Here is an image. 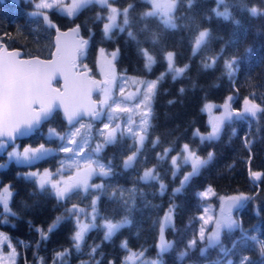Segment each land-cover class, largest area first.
Returning <instances> with one entry per match:
<instances>
[{
  "label": "trees",
  "instance_id": "1",
  "mask_svg": "<svg viewBox=\"0 0 264 264\" xmlns=\"http://www.w3.org/2000/svg\"><path fill=\"white\" fill-rule=\"evenodd\" d=\"M108 4L120 13L127 8L129 18L123 32L112 29L111 38L103 31L110 11L108 6L92 3L72 17L56 9L42 12L59 29L79 25L81 35L89 42L79 64L90 68L93 75L96 76L95 65L101 49L116 54L112 59L116 72L148 79H158L163 74L151 102V127L131 167L125 169L123 163L134 151V143L128 136L118 135L116 142L106 144L98 155L106 165L111 164L114 173L93 178L92 183L102 184L103 189L73 190L63 200L57 199L47 187L41 190L35 179L24 175L30 168H54L58 164L57 155H48L32 165H21L7 162L5 154H0V165H3L0 187L9 186L8 205L10 213L16 214H4L0 207V229L14 242L17 264H127L125 261L131 252L142 253L143 260L158 261V264H228V261L240 264L241 257H248L252 264H264L258 245L249 242L245 247L237 243L233 248L241 240L240 229L231 233L221 231V244L229 250L227 256L219 245L207 248L202 255L207 239L203 242L197 239L196 247L188 248V242L198 238L199 215L204 203L198 193L207 186L222 197H248L245 207L232 213L244 231L264 240V113H257L254 118L224 120L216 140L201 142L194 135L197 129L204 135L211 131L210 119L204 111L207 104L220 107L232 97L229 103L235 113L244 109L247 98L264 108V15L252 16L249 11L256 7L264 12V0H224L223 3L175 0V9L171 12L177 24L175 29L166 27L158 14L144 15L154 11L148 0H108ZM224 11L230 12L232 18L225 20L217 16V12ZM31 13L33 7L28 0H0V45L20 49L23 56L48 58L55 29L48 27L43 16ZM118 22L123 26L122 20ZM202 30H208L210 38L194 52L195 39ZM129 31L135 40L128 36ZM154 34L159 38L157 43L152 42ZM141 49H146L156 61L151 71L145 68ZM167 52L175 54L174 67L188 66L175 80L168 71ZM232 58L238 61L239 68L229 78L225 63ZM205 64L213 66L205 68ZM65 126L59 113L54 112L41 130L22 139L19 145L55 144L56 139L46 137L43 131L52 127L61 132ZM185 144L198 156L207 159L211 152L213 158L180 192L174 193L183 177L192 171L191 164L184 162ZM166 149L170 151L165 152ZM149 170L159 179H142ZM252 173L260 175L254 177ZM161 183L166 185L163 195ZM94 199L96 227L85 233L77 251L72 236L77 231L78 219L68 210L75 205L88 211ZM170 209H173L172 222L163 226V239L172 247L160 253L162 219ZM4 216H7L6 222H3ZM58 217L61 218L58 226L47 233L46 240L41 239L37 230L46 232ZM125 217L131 224L105 240L103 222L116 223ZM125 241L127 248L121 246ZM182 252H187L183 258ZM60 253L64 255L59 256Z\"/></svg>",
  "mask_w": 264,
  "mask_h": 264
},
{
  "label": "snow or ice",
  "instance_id": "2",
  "mask_svg": "<svg viewBox=\"0 0 264 264\" xmlns=\"http://www.w3.org/2000/svg\"><path fill=\"white\" fill-rule=\"evenodd\" d=\"M154 9L157 11H162L164 15L167 17L164 20V24L168 28L175 29L177 24L174 22V18L171 16L172 10L175 9V0H151ZM220 3H223L224 0H219ZM99 3L101 6L110 7V15L107 17L108 23L103 25V31L106 37L111 38L109 33L113 28H119L121 32L125 30V27L129 25L128 18V9L125 8L122 13L117 8L111 7L108 4V0H72L71 7L68 9L67 15L74 16L79 9L87 7L89 4ZM61 4V0H52V2H48V0H41V2L36 5L39 9H52L54 7H58ZM131 7V5H129ZM157 11L147 12L145 16H153L157 14ZM252 16L264 15V12L258 10L256 7H252L249 9ZM217 16H222L225 20L231 19V13L228 11L217 12ZM32 16H43L44 21L47 23L49 28L55 29L57 33H60L58 26H56L48 17V15L44 12H33ZM117 15L123 16V26L117 25L115 23ZM99 19V17H97ZM235 23L239 24V21H235ZM79 25H77L72 32L78 33ZM61 35H67V33H63ZM128 36L133 40L136 39L135 35L129 31ZM210 38V33L208 30L199 31L198 37L195 39V48L194 52L198 50L202 44H205ZM158 37L154 34L152 36V42L157 43ZM88 41L80 40L78 42L68 44L64 43L62 46L60 44V35H57V59L51 63H46L36 60H20L18 59V53H0V137L7 136L9 139H15L16 135H27L34 128L38 127L42 121L48 120L56 105V101L59 98L60 104L63 105L64 112L66 114L67 120L71 123L78 118H80L85 112L92 117H100L101 112L93 109L90 105H86L83 101V97L88 95V90L85 89V85L80 77L76 75L74 69L76 67V59L78 55H83V49L87 45ZM139 43V42H138ZM101 51H103L101 49ZM142 54L145 57L146 63L145 68L148 71H151L152 65L156 62L154 57L146 50L141 49ZM248 52H251V49H248ZM115 57V53L112 54ZM174 56L173 52L166 53V59L168 61V71L173 73L172 78L175 80L178 76H180L186 69L187 65L184 68L174 67ZM214 63V61H213ZM233 65H236L234 68ZM212 64H205V68L212 67ZM225 68L227 69V74L229 78H231L235 71L239 68V63L235 58H232L229 61H226ZM113 69L111 64L109 63L107 74L110 75ZM62 74L66 81V86L70 82L72 95L67 96V98L59 97L58 90L52 89L50 87V82L54 78L56 74ZM163 74L160 78L162 79ZM92 83H95L94 81ZM146 91L143 93L141 100L136 104V107L139 108L140 105H144L145 111L142 114L141 124L144 135L139 136V143L142 145L146 135L148 128L151 127L149 124V118L151 114V101L155 95V89L157 85V81L144 82ZM104 91V100L101 101L102 104L108 105L113 112H124L127 113L130 111L127 107H121L119 103H116L112 100V97L108 94L107 89H103ZM181 92L184 91L183 88L180 89ZM79 97V100H77ZM232 97H228L230 101ZM109 101H112V104H109ZM171 103V101H170ZM245 107L240 112H233L231 110H227L225 112L224 118L216 117L213 122H211V131L204 135L199 132L197 129L194 135L199 136L201 142L207 140L212 141L219 139L221 126L224 123V120L232 121L235 119H246L247 117H256L257 113H264V108H261L259 105L252 103L247 98L244 100ZM114 105V107H113ZM212 105H206V109H211ZM227 109V103L224 105ZM111 119V117H109ZM86 125L80 124L79 127L75 128L69 136L60 137L61 140L67 139V143L63 144L60 148V151L66 153L73 152V146L78 152L83 151V144L78 143L76 137L80 134L81 129L85 128ZM110 124H104V129H109ZM120 128V125L117 124L114 128H112L111 132L104 134V144H98L96 146V152H99L101 148L105 144H113L116 142V131ZM50 135L58 136V133H55L54 129L49 130ZM158 142V139L157 141ZM154 142V143H155ZM5 145L0 143V149L4 148ZM184 152L187 155L184 157V162L186 164L190 163L192 171L186 174L182 181L181 186L174 190V193H178L181 191L183 186L191 180L192 177L199 174V171L202 167L206 166L213 158V153L209 152L207 155V159H204L197 155L195 150H191L189 145L185 144L183 146ZM170 151V149H166L165 152ZM51 154L49 149H46L43 144H41L38 148H24L23 152L12 151L7 153L9 159H15L17 163L20 164H31L35 160L42 159ZM134 160V156H129L126 161H124L125 169L131 167L132 161ZM92 161H89L86 164V172L83 174L78 173L76 177L69 178L71 182L65 181L64 185L61 187L59 181H53L51 179L50 173L46 170L43 174L32 172L28 174L29 179H35L38 181L39 188L41 190L47 189L52 191L54 196L63 200L66 196L72 192L73 190L82 189L87 192L89 188L102 190V184L89 185V179L93 175H98L101 177H109L113 175L112 166L109 163L105 165L103 163H99L96 161V167H92ZM172 163H176V158H172ZM3 167V165H0ZM254 177H258L259 173H252ZM142 179H159L158 176L153 175L151 170L145 171ZM166 190V185L163 183L160 184V194L163 195ZM134 191V190H132ZM211 191H205L200 193L201 196H208V193ZM7 192V189H5ZM115 195V193L113 194ZM98 199V198H97ZM224 199V198H221ZM249 198L245 196H235L227 198L226 202L222 204L220 209V217L215 222L214 230L205 236V229L202 226L199 231L198 238H193L188 242V248H195L197 245V239L203 242L207 239V245L205 248L201 249V254L203 255L207 248H214L216 246H220L221 252L227 256L229 254V250L225 249L221 244L220 235L222 230H227L229 233L235 231L236 229H240L242 233V237L240 241H237L233 244V248H236L237 243H243L245 247L248 246L249 242H252L254 245H258V250L262 255H264V240L259 239L256 235H250L248 232L244 231L241 227V224L233 219L232 212L234 209L242 210L245 207V204ZM128 203V202H125ZM134 203V200L132 201ZM3 204L7 207V201L4 200ZM92 216H91V224H82L77 221L78 230L75 231L72 236V240L74 241V247L77 251L80 250L81 242L84 240L85 233L90 228H95V219H96V200L92 201ZM70 214L77 215L78 212H82V209H77L74 205L72 209L68 210ZM172 211L169 210V213L164 217L165 225H170L172 219ZM207 211V210H205ZM12 216L16 214L14 212L10 213ZM203 220L204 217L202 216ZM61 218L58 217L56 222H54L45 232L42 229H38L40 232L41 239L46 240L47 233L52 232L59 224ZM6 222V221H5ZM208 221H205L207 223ZM131 224V221L125 217L122 221L113 223L111 220H105V223L102 225L105 229V240H110L116 232H118L121 228L126 227ZM9 238L5 236V234L0 233V244L7 241ZM122 247L127 248V242H123ZM172 244L166 242L163 239V227H161V243H160V253L167 252L171 249ZM14 249L12 252L14 253ZM96 249L93 248L92 252L95 253ZM59 256H63L64 253L58 254ZM133 256H140L142 253H133ZM187 255V252L180 253L181 258ZM131 259V257L126 258ZM147 264H158V261H149ZM218 264V262H217ZM228 264H232V261H228ZM240 264H252L249 261L248 257H241Z\"/></svg>",
  "mask_w": 264,
  "mask_h": 264
},
{
  "label": "rangeland",
  "instance_id": "3",
  "mask_svg": "<svg viewBox=\"0 0 264 264\" xmlns=\"http://www.w3.org/2000/svg\"><path fill=\"white\" fill-rule=\"evenodd\" d=\"M31 2V6L33 7V12H42L44 10H50V9H39L36 7L41 0H28ZM153 7V4L151 0H148ZM48 2H52V0H48ZM72 0H61V4L58 7H54L52 9H56L59 12L66 14L68 12V9L71 7ZM101 5V4H100ZM110 10V9H109ZM154 11H157L154 9ZM122 13V12H121ZM157 14L162 17L163 20H165L167 17L164 15L162 11H157ZM110 15V11L107 12L105 17V23H108L107 17ZM68 16V15H67ZM70 17V16H69ZM72 17V16H71ZM121 17V18H120ZM119 19L123 21L122 15H117L115 23L119 25ZM113 53H106L100 51L95 65V74L100 79L104 80V84L102 86L101 91L96 95V98L100 101L99 103V111L102 113L103 118L102 122L100 123H94L89 120H79L74 125H71L69 127L65 126V129L61 132H58L56 129L52 127H46L43 131L44 135L46 137H54L56 139L55 144H43L46 149H49L51 151V154L57 155L56 161L58 164L54 168L50 167H43V168H30L25 176H28L29 173L37 172L40 174H43L46 170L50 173L51 179L53 181H59L60 186L62 187L64 185L65 181L71 182L69 178H74L77 176L78 173L83 174L86 172V164L89 161H92V167H96V161L99 163H103L99 159V152H96V146L98 144H104V134L111 132L112 128H114L117 124L120 125V128L116 131V137L118 135H126L128 136L131 141L134 143V151L131 153L130 156H135L138 154L141 144L139 143V136L144 135V132L142 130V124H141V118L142 114L145 111L144 105H140L139 108L136 107V104L141 100L143 93L146 91L144 82H151V81H157L158 79H148V78H140L135 77L132 75H128L126 73H119L116 72L112 63L113 59ZM109 63L111 64V67L113 69L112 73L110 75L107 74V69ZM81 66V65H80ZM82 68H88L87 66H81ZM103 89H107L108 94L112 97V100H114L116 103H119L121 107H127L130 109L129 112H113L112 109L105 104H102L101 101L104 100V91ZM152 102V101H151ZM230 101H225L220 107L212 104L211 109H206L204 106V111L207 113L210 123L215 120L216 117L224 118L225 112L227 110H232L231 105L229 103ZM227 103L228 108L226 109L224 105ZM109 104H112V101H109ZM114 107V105H113ZM111 117V119H109ZM110 124L109 129H104V124ZM80 124L86 125L85 128L81 129L80 134L76 137L78 143L83 144V151L78 152L75 149V146H73V152L72 153H66L63 151H60V148L63 144L67 143V139L61 140L60 137H67L69 134L75 130V128L79 127ZM54 129L55 133H58V136L50 135L49 130ZM41 130V129H40ZM41 132V131H40ZM0 143H3L5 145L4 148L0 149V154H5L7 162H15V159H9L7 153L12 151H19L23 152L24 148H38L40 145L34 147V146H28L23 145L20 146L18 143H14L11 146H8L3 140H0ZM106 145V144H105ZM104 145V146H105ZM104 146L101 148L103 149ZM50 154V155H51ZM187 155V154H186ZM185 155V156H186ZM184 156V157H185ZM43 159V158H42ZM41 160V159H39ZM127 160V159H126ZM125 160V161H126ZM38 160L33 161L30 165L36 163ZM20 164V163H17ZM21 165H29V164H21ZM106 165V164H105ZM124 166V163H123ZM96 175H93L89 179V185H96L92 183L93 178ZM37 185L38 181L35 180ZM47 187V186H46ZM5 189H7V192H5ZM211 189V191L208 193V196L204 197L201 196L200 193H203L205 191H208ZM82 190V189H77ZM83 191V190H82ZM8 196H9V186L3 185L0 187V207L4 214L9 215L10 209L8 205ZM198 196L203 199V209L202 212L199 215L200 219V228L203 226L205 229V236L207 237L209 233H211L215 228V222L220 217V204H221V198L222 196H219L214 193L211 187L207 186L203 190L199 191ZM241 196V195H240ZM7 201V207L4 206L3 201ZM78 210L80 208H77ZM83 210V209H82ZM207 210V211H205ZM169 213V210L166 211V213L163 216L162 219V227L165 225L164 223V217L166 214ZM80 215V216H79ZM77 221H79L82 224H90L91 222H88V219H91L92 216V209L82 212H78ZM204 217L202 220L201 217ZM233 219L236 220L234 214L232 213ZM7 221V216L3 217V222ZM76 221V225H77ZM205 221H208L205 223ZM172 222V219H171ZM105 221L103 222V224ZM78 230V227H77ZM198 231V235H199ZM0 233L5 234L7 238H9L7 241L0 244V264H17L18 263V251L14 245L13 240L0 229ZM161 243V238H160ZM160 246V244H159ZM12 249H14V253L12 252ZM133 252H131L127 258L131 257V259H126L127 264H147L146 260L142 259V256H133ZM139 254V253H137Z\"/></svg>",
  "mask_w": 264,
  "mask_h": 264
},
{
  "label": "water",
  "instance_id": "4",
  "mask_svg": "<svg viewBox=\"0 0 264 264\" xmlns=\"http://www.w3.org/2000/svg\"><path fill=\"white\" fill-rule=\"evenodd\" d=\"M76 26L77 25L68 27L66 29H59L60 30V33H57L54 30L53 37H52L53 47H52L50 56L48 58H40L38 56H30V57L23 56L22 50L17 49V48H11L10 49V48H7L5 45H0V53H8V52L18 53L19 55H18L17 58L20 59V60H36V59H39L40 61H43V62H46V63H51V62L55 61L57 59V56H58L57 51H56V48H57V35H60V44H61V46L64 43H66V42L68 44H72V43L78 42L80 40H86L81 35L80 28H79L78 33L72 32V29H74ZM63 33H67V35H61ZM88 47H89V42L84 47L83 52H85L88 49ZM79 57H80V55L77 56V59H76V67L74 69V72L76 73V75L78 77L81 78V80L83 81V83L85 85V89L88 90V95L85 96V97H83V101H84V103L86 105H90L93 109L99 111V103H100V101L98 99H96L95 96L101 91L102 86L104 84V80H102V79H100L98 77H95V76L91 75V69H89V68H86V69L80 68V66H79ZM93 81L95 83H92ZM50 87L52 89L58 90L59 97L67 98V96H71L72 95L71 84L69 82L67 84V86H66V81H65L64 76L62 74H59L58 73V74H56L54 76V78L50 82ZM77 100H79V97H77ZM56 105L57 106L55 107L52 115L54 114V112H58L59 115H60V117H61V119H62V121L65 123V125L67 127H69L71 125H74L79 120H92L95 123H100L102 121V118H103L102 113H101L100 117H92V116H89L85 112L80 118H78L77 120H75V121H73V122L70 123L67 120L66 114L64 112L63 105L60 104L59 98L56 101ZM52 115H51V117H52ZM48 120L42 121L38 127L34 128L27 135L20 136V135L17 134L16 137H15V139H9L7 136H2V137H0V140L5 141V143L8 146H11L15 142L20 141V140L25 139V138H28L30 135L34 134V132L37 131V130H39L41 128V126L45 122H47ZM232 197H234V196H232ZM227 198H229V197H226V198H224L222 200V203L220 205V209H221L222 204H224L226 202Z\"/></svg>",
  "mask_w": 264,
  "mask_h": 264
},
{
  "label": "flooded vegetation",
  "instance_id": "5",
  "mask_svg": "<svg viewBox=\"0 0 264 264\" xmlns=\"http://www.w3.org/2000/svg\"><path fill=\"white\" fill-rule=\"evenodd\" d=\"M90 121V120H89Z\"/></svg>",
  "mask_w": 264,
  "mask_h": 264
}]
</instances>
